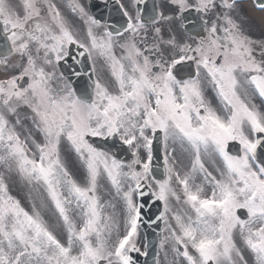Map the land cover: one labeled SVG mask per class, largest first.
Wrapping results in <instances>:
<instances>
[{
  "label": "snow or ice",
  "instance_id": "obj_1",
  "mask_svg": "<svg viewBox=\"0 0 264 264\" xmlns=\"http://www.w3.org/2000/svg\"><path fill=\"white\" fill-rule=\"evenodd\" d=\"M0 264H264V0H0Z\"/></svg>",
  "mask_w": 264,
  "mask_h": 264
}]
</instances>
